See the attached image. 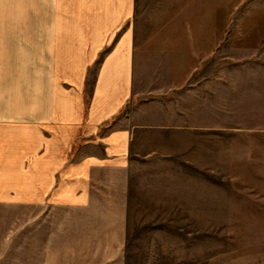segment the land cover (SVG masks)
Listing matches in <instances>:
<instances>
[{"label":"crops","instance_id":"crops-1","mask_svg":"<svg viewBox=\"0 0 264 264\" xmlns=\"http://www.w3.org/2000/svg\"><path fill=\"white\" fill-rule=\"evenodd\" d=\"M233 2L0 0V263L171 264L217 215L249 132Z\"/></svg>","mask_w":264,"mask_h":264},{"label":"rangeland","instance_id":"rangeland-1","mask_svg":"<svg viewBox=\"0 0 264 264\" xmlns=\"http://www.w3.org/2000/svg\"><path fill=\"white\" fill-rule=\"evenodd\" d=\"M233 1V23L218 24L219 30L227 26L250 47L221 54L218 62L245 66L223 73L249 79L248 100L227 102L233 124L249 132L233 138L234 178L225 183L231 190H219L217 215L185 216V243L171 246V264H264V0ZM241 152L247 161L236 159ZM9 257L0 264H17Z\"/></svg>","mask_w":264,"mask_h":264}]
</instances>
